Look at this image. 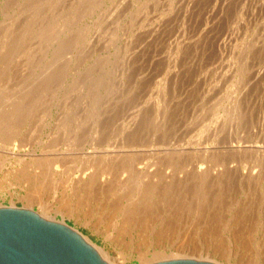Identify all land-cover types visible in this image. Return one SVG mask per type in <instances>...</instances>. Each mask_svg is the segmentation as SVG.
Wrapping results in <instances>:
<instances>
[{"label":"rangeland","instance_id":"374dc122","mask_svg":"<svg viewBox=\"0 0 264 264\" xmlns=\"http://www.w3.org/2000/svg\"><path fill=\"white\" fill-rule=\"evenodd\" d=\"M0 28V207L109 264H264V0H0Z\"/></svg>","mask_w":264,"mask_h":264},{"label":"water","instance_id":"95a60500","mask_svg":"<svg viewBox=\"0 0 264 264\" xmlns=\"http://www.w3.org/2000/svg\"><path fill=\"white\" fill-rule=\"evenodd\" d=\"M0 264H107L65 224L25 208L0 207ZM150 264H212L174 259Z\"/></svg>","mask_w":264,"mask_h":264},{"label":"bare ground","instance_id":"6f19581e","mask_svg":"<svg viewBox=\"0 0 264 264\" xmlns=\"http://www.w3.org/2000/svg\"><path fill=\"white\" fill-rule=\"evenodd\" d=\"M226 2H227V1H226ZM230 2H231V1H230ZM34 4H35V3H34ZM37 4H38V2H37ZM200 6H201V5H200ZM37 9H38V8H37ZM1 10H2V9H1ZM50 11H51V10H50ZM74 12H75V11H74ZM54 13H55V12H54ZM57 13H58V12H57ZM71 14H72V13H71ZM79 14H80V13H79ZM81 14H82V13H81ZM32 15H33V14H32ZM34 15H35V14H34ZM48 15H49V14H48ZM56 16H57V15H56ZM58 17H59V13H58ZM64 17H65V16H64ZM30 18H31V17H30ZM49 18H50V16H49ZM54 18H55V17H54ZM36 19H37V18H36ZM51 19H52V18H51ZM55 20H56V19H55ZM32 21H33V19H32ZM34 21H35V20H34ZM38 21H39V19H38ZM47 21H48V20H47ZM116 21H117V20H116ZM30 22H31V21H30ZM41 22H42V21H41ZM26 23H27V22H25V26H26ZM39 23H40V22H39ZM44 23H45V22H44ZM28 24H29V22H28ZM28 24H27V25H28ZM42 24H43V23H42ZM46 24H47V23H46ZM51 24H53V22H52ZM59 24H60V23H59ZM59 24H58V27H59ZM16 25H17V24H16ZM37 25H38V24H37ZM39 25H40V24H39ZM7 26H8V25H7ZM21 26H22V25L20 24V27H21ZM23 26H24V25H23ZM29 26H30V25H29ZM9 27H10V26H9ZM32 27H33V26H32ZM36 27H37V26H36ZM55 27H56V26H55ZM6 28H7V27H6ZM29 28H30V27H29ZM33 28H35V27H33ZM42 28H43V25H42ZM45 28H46V27H45ZM45 28H44V29H45ZM47 28H48V27H47ZM47 28H46V29H47ZM0 29H1V28H0ZM30 29H31V28H30ZM52 29H53V28H52ZM57 29H58V28H57ZM115 29H116V28H115ZM5 30H7V29H5ZM17 30H18V28H17ZM20 30L22 31V29H20ZM23 30H24V29H23ZM25 30H26V29H25ZM25 30H24V31H25ZM40 30H41V29H40ZM53 30H55V29H53ZM27 31H28V30H27ZM31 31H33V30H31ZM31 31H28V32L31 33ZM37 31H39V30H37ZM57 31H58V30H57ZM60 31H61V30H60ZM2 32L4 33V31H2ZM2 32H1V33H2ZM18 32H19V31H18ZM39 32H40V31H39ZM44 32H45V30H44ZM44 32H43V33H44ZM48 32H50V31L48 30ZM86 32H87V31H86ZM1 33H0V34H1ZM3 33H2V34H3ZM8 33L11 34V33H13V32L10 33V31H9ZM16 33H17V32H16ZM23 33H24V32H23ZM23 33H20V35H22ZM45 33H46V32H45ZM60 33H61V32H60ZM25 34H26V33H25ZM25 34H24V36H25ZM35 34H36V33H35ZM37 34H38V33H37ZM46 34H47V33H46ZM48 34H49V33H48ZM52 34H53L52 37L55 39L54 32H53ZM62 34H63V33H62ZM6 35H7V33H6ZM20 35H18L19 38H21ZM26 35H27V34H26ZM38 35H39V34H38ZM70 35H71V34H70ZM43 36H44V35H43ZM48 36H49V35H48ZM63 36H64V35H63ZM116 36H117V35H116ZM6 37H7V36H6ZM37 37H39V36H37ZM44 37H46V35H45ZM50 37H51V34H50ZM64 37H65V36H64ZM31 38H33V37L31 36ZM47 38H48V37H47ZM66 38H67V37H66ZM69 38H70V37H69ZM77 38H78V37L76 36L75 39L77 40ZM1 39H2V38H1ZM1 39H0V40H1ZM17 39H18V38H17ZM29 39H30V38H29ZM37 39H38V38H37ZM43 39H44V38H43ZM51 39H52V38H51ZM18 40H19V39H18ZM18 40H17V41H18ZM22 40H23V39H22ZM32 40H33V39H32ZM73 40H74V38H73ZM73 40H72V38H71V41H72V42H73ZM199 40H200V39H199ZM3 41H4V40H3ZM20 41H21V39H20ZM51 41H52V40H51ZM59 41H60V40H59ZM71 41H70V42H71ZM13 42H14V41H13ZM15 42H16V41H15ZM22 42H23V41H22ZM48 42H49V41H48ZM63 42H64V41H63ZM66 42H69V41H66ZM66 42H65V43H66ZM70 42H69V43H70ZM26 43H27V42H26ZM74 43H75V41H74ZM17 44H18V43H17ZM44 44H45V43H44ZM58 44H60V43L58 42ZM58 44H57V45H58ZM61 44H62V42H61ZM63 44H64V43H63ZM63 44H62V45H63ZM67 44H68V43H67ZM76 44H77V43H76ZM6 45H7V44H6ZM27 45H29V44H27ZM49 45H50V42H49ZM49 45H48V46H49ZM57 45H55V46H57ZM68 45H69V44H68ZM0 46H2V45H0ZM10 46H11V45H10ZM13 46H14V44H13ZM21 46H22V45H21ZM60 46H61V45H60ZM60 46H59V47H60ZM63 46H64V45H63ZM50 47H51V46H50ZM61 47H62V46H61ZM64 47L66 48V47H68V46H64ZM55 48H58V47H55ZM72 48H73V47H72ZM11 49H12V48H11ZM53 49H54V48H53ZM53 49H52V51L55 52L54 50H56V49H54V50H53ZM62 49H63V48H62ZM62 49H61V52H62ZM68 49H69V48H68ZM184 49H185V48H184ZM2 50H3V49H2ZM46 50H47V49H46ZM58 50H59V49H58ZM66 51H67V50H66ZM1 52H2V51H1ZM20 52H21V51H20ZM26 52H27V51H26ZM53 52H52V53H53ZM61 52H60V53H61ZM124 52H125V51H124ZM3 53H4V52H3ZM21 53H22V52H21ZM56 53H57V51H56ZM63 53H64V52H63ZM1 54H2V53H1ZM53 54H54V53H53ZM53 54H52V55H53ZM123 54H124V53H123ZM21 55H22V54H21ZM28 55H29V54H28ZM57 55H58V53H57ZM61 55H62V54H61ZM4 56L6 57V54H5ZM8 56H9V55H8ZM8 56H7V57H8ZM0 57H1V56H0ZM2 57H3V56H2ZM11 57H12V56H11ZM29 57H31V56H29ZM56 57H57V56H56ZM23 59H24V58H23ZM27 59H28V58H27ZM2 61L5 62L4 59H2ZM8 61H9V59H8ZM8 61H7V62H8ZM29 61H30V60H29ZM10 62H11V61H10ZM18 63H19V62H18ZM104 63H105V62H104ZM112 63H113V62H112ZM2 64H3V63H2ZM16 65H17V64H16ZM5 67H7V65H6ZM24 67H25V66H24ZM116 67H117V66H116ZM9 68H10V67H9ZM18 68H19V67H18ZM64 68L66 69V67H64ZM64 68H63V69H64ZM91 68H92V67H91ZM0 69L3 70L2 68H0ZM5 69H6V68H5ZM10 69H11V68H10ZM51 69H52V68H51ZM56 69H57V68H56ZM100 69H102V68H100ZM6 70H8V69H6ZM8 71H9V70H8ZM22 71H23V70H22ZM60 71H62V70L60 69ZM65 71H66V70H65ZM104 71H105V70H104ZM49 72H50V71H49ZM53 72H54V71H53ZM89 72H90V71H89ZM89 72H88V73H89ZM91 72H93V71H91ZM0 73H1V72H0ZM6 73H7V72H6ZM6 73H5V75H7ZM11 73H12V72H11ZM11 73H10V74H11ZM50 73H51V72H50ZM55 73H56V72H55ZM58 73H59V72H58ZM63 73H64V71H63ZM84 73H85V72H84ZM86 73H87V72H86ZM104 73H105V72H104ZM12 74H13V73H12ZM52 74H53V73H52ZM89 74H90V73H89ZM106 74H108V73H106ZM5 75H4V76H5ZM16 75H18V74H16ZM50 75H51V74H50ZM54 75H55V74H54ZM57 75H58V74H57ZM76 75H77V74H76ZM104 75H105V74H104ZM43 76H44V75H43ZM59 76H60V75L57 76V79H58ZM10 77H11V76H10ZM13 77H14V76H13ZM24 77H25V76H24ZM41 77H42V76H41ZM46 77H47V76H46ZM46 77H45V78H46ZM53 77H54V76H53ZM91 77H92V76H91ZM91 77H90V78H91ZM5 78H6V77H5ZM38 78H39V77H38ZM54 78H55V77H54ZM76 78H78V77H76ZM88 78H89V77H88ZM95 78H96V77H95ZM99 78H100V76H99ZM52 79H53V78H52ZM55 79H56V78H55ZM92 79H93V78H92ZM100 79H102V78H100ZM7 80H8V79H7ZM43 80H44V79H43ZM72 80H73V79H72ZM72 80H71V81H72ZM87 80H88V79H87ZM90 80H91V79H90ZM94 80H95V79H94ZM94 80H93V84H94ZM13 81H14V80H13ZM38 81H39V80H38ZM47 81H48V80H47ZM51 81H52V80H51ZM98 81H99V79H98ZM98 81H96V82H98ZM45 82H46V81H45ZM75 82H76V81H75ZM75 82H74V83H75ZM83 82H85V81H83ZM111 82H112V81H111ZM0 83H1V82H0ZM30 83H31V82H30ZM30 83H29V84H30ZM36 83H37V82H36ZM46 83H47V82H46ZM81 83H82V82H81ZM90 83H91V81H90ZM98 83H99V82H98ZM102 83H103V82H102ZM3 84H4V83H3ZM39 84H41V83H39ZM78 84H79V83H78ZM91 84H92V83H91ZM33 85H34V84H33ZM37 85H38V84H37ZM43 85H44V84H43ZM43 85H42V86H43ZM76 85H77V84H76ZM79 85H80V84H79ZM81 85H82V84H81ZM87 85H90V84H87ZM95 85H96V84H95ZM104 85H105V84H104ZM34 86H35V85H34ZM38 86H39V85H38ZM91 86H92V85H91ZM91 86H89V87H91ZM96 86H98V85H96ZM96 86H95V87H96ZM72 87H74V86H72ZM72 87H71V88H72ZM81 87H83V86H81ZM102 87H103V86H101V88H102ZM1 88H2V87H1ZM3 88H4V87H3ZM3 88H2V89H3ZM51 88H52V87H51ZM76 88H77V87H76ZM86 88H87V86H86ZM92 88H93V87H92ZM8 89H10V88H8ZM37 89H39V88H37ZM42 89H43V88H42ZM45 89H46V88H44V90H45ZM73 89H74V88H73ZM105 89H106V88H105ZM107 89H108V88H107ZM30 90H31V89H30ZM30 90H29V91H30ZM32 90H33V89H32ZM32 90H31V92H32ZM50 90H52V89H50ZM68 90H69V89H68ZM68 90H67V91H68ZM79 90H80V89H79ZM79 90H78V88H77V89L74 90V91H79ZM88 90H89V89H88ZM92 90H93V89H91V91H92ZM95 90H96V89H95ZM3 91H4V90H3ZM10 91H11V90H10ZM36 91H37V90H36ZM71 91H73V90H71ZM71 91H69V92H71ZM5 92L7 93V90H6ZM24 92H25V91H24ZM31 92H30V93H31ZM89 92H90V91H89ZM9 93H10V92H9ZM12 93H13V92H11V94H12ZM26 93H27V92H26ZM28 93H29V92H28ZM63 93H64V92H63ZM63 93H62V95H63ZM96 93H97V92H96ZM0 94H1V93H0ZM21 94H22V93H21ZM46 94H47V93H46ZM68 94H69V93H68ZM71 94H72V93H71ZM78 94H79V93H78ZM86 94H87V93H86ZM13 95H14V94H13ZM32 95H34V93H33ZM36 95H37V94H36ZM64 95H65V94H64ZM94 95H95V93H94ZM99 95H100V94H99ZM104 95H105V93H104ZM6 96H7V95H6ZM11 96H12V95H11ZM27 96H28V95H27ZM30 96H31V95H30ZM83 96H84V95H83ZM86 96H87V95H86ZM95 96H96V95H95ZM97 96H98V95H97ZM100 96H101V95H100ZM44 97H45V96H44ZM16 98H17V97H16ZM28 98H29V97H28ZM41 98H42V97H41ZM41 98H40V99H41ZM84 98H85V97H84ZM0 99H3V97L0 98ZM14 99H15V97H14ZM36 99H37V98H36ZM42 99H43V98H42ZM91 99H92V98H91ZM91 99H90V100H91ZM8 100H9V99H8ZM27 100H28V99H27ZM29 100H30V99H29ZM34 100H35V99H34ZM48 100H49V98H48ZM86 100H87V99H86ZM9 101H12V100H9ZM17 101H18V100H17ZM30 101H31V100H30ZM39 101H40V100H39ZM97 101H98V100H97ZM229 101H230V100H229ZM3 102H4V101H3ZM13 102H16V101H13ZM21 102H22V101H21ZM26 102H27V101H26ZM28 102H29V101H28ZM83 102H84V101H83ZM1 103H2V101H1ZM4 103H5V102H4ZM9 103H10V102H8L7 104L9 105ZM31 103H32V102H31ZM7 104H6V105H7ZM13 104H15V103H13ZM13 104H11V105H13ZM22 104H23V103H22ZM32 104H33V103H32ZM90 104H91V103H90ZM159 104H160V103H159ZM4 105H5V104H4ZM6 105H5V106H6ZM42 105H43V104H42ZM56 105H57V104H56ZM91 105H92V104H91ZM5 106H4V107H5ZM16 106H17V105H16ZM27 106H28V104H27ZM44 106H45V104H44ZM48 106H50V105H48ZM54 106H55V105H54ZM89 106H90V105H89ZM89 106H88V107H89ZM0 107H2V106H0ZM6 107H7V106H6ZM13 107H14V106H13ZM19 107H20V106H19ZM19 107H18V108H19ZM28 107H29V106H28ZM34 107H35V106H34ZM46 107H47V106H46ZM16 108H17V107H16ZM21 108H22V107H21ZM90 108H91V107H90ZM90 108H89V109H90ZM236 108H237V107H236ZM8 109H10V108H8ZM11 109H12V108H11ZM22 109H23V108H22ZM27 109H28V108H27ZM1 110H2V109H1ZM12 110L14 111V109H12ZM15 110H16V109H15ZM19 110H21V109H19ZM25 110H26V109H25ZM31 110H32V109H31ZM93 110H94V109H93ZM21 111H23V110H21ZM33 111H34V110H33ZM66 111H67V110H66ZM237 111H238V109H237ZM3 112H4V111H3ZM6 112H7V111H6ZM18 112H19V111H18ZM7 113H8V115H9L10 112H7ZM156 113H157V112H156ZM3 114H5V113H3ZM21 114H22V112H21ZM29 114H30V113H29ZM0 115H1V114H0ZM6 115H7V114H6ZM24 115H25V114H24ZM90 115H91V114H90ZM2 116H3V115H2ZM11 116H12V115H11ZM18 116H19V113H18ZM33 116H34V115H33ZM0 117H1V116H0ZM3 117H4V116H3ZM6 117H7V116H6ZM21 117H22V116H21ZM23 117H24V116H23ZM10 118H11V117H10ZM10 118H9V119H10ZM91 118H92V117H91ZM16 120H17V117H16ZM19 120H20V119H19ZM62 120H63V119H62ZM64 120H65V119H64ZM1 121H2V120H1ZM11 121H12V120H11ZM59 121H60V120H59ZM7 122H8V121H7ZM13 122H14V119H13ZM63 122H64V121H63ZM63 122H62V123H63ZM14 123H15V122H14ZM14 123H13V124H14ZM62 123H61V126H62ZM79 123H80V122H79ZM81 123H82V122H81ZM83 123H84V121H83ZM6 124H7V123H6ZM8 124H9V123H8ZM15 125H16V124H15ZM64 125H65V124H64ZM64 125H63V127H64ZM66 125H67V124H66ZM17 127H19V126H17ZM55 127H56V126H55ZM2 129H3V128H2ZM7 129H9V128H7ZM3 130H5V129H3ZM13 132H14V130H13ZM201 132H202V131H201ZM4 133H5V132H4ZM6 133H8V132H6ZM11 133H12V132H11ZM13 134H14V133H13ZM15 134H16V133H15ZM70 137H71V136H70ZM72 137H73V136H72ZM0 139H1V138H0ZM2 139H3V138H2ZM58 139H59V138H58ZM66 139H67V138H66ZM56 140H57V139H56ZM8 141H9V140H8ZM52 142H53V141H52ZM56 143H57V142H56ZM55 145H56V144H55ZM230 148H231L230 150H241V149L243 150L244 147H240V146H230ZM257 149H259V151L261 150V152L264 150L263 147H258V148H256L255 150H257ZM203 151H204V150H203ZM188 152H189V151H188ZM237 152H238V151H237ZM263 152H264V151H263ZM176 156H177V155H176ZM218 158H219V157H218ZM116 159H117V158H116ZM220 159H221V158H220ZM108 161H109V160H108ZM164 162H165V161H164ZM215 162H216V159H215ZM107 165H108V164H107ZM169 165H170V164H169ZM103 167H105V166H103ZM221 167H222V166H221ZM210 170H211V169H209V171H210ZM215 170H216V169H215ZM105 171H106V170H105ZM110 171H111V170H110ZM151 171H152V170H151ZM151 171L148 170V171H147L146 173H144V174L138 173V174H140V175H138V177H140L141 179L144 178L145 181H146L145 183H148V182H150V181H153L154 173H156V172L153 173V172H151ZM193 171H194V170H193ZM209 171H208V172H209ZM194 172H195V175L198 176V177L207 174L205 168H204V167H200V166H199L198 169H196ZM194 172H193V173H194ZM212 172H213V171H212ZM212 172H211V174L213 175L214 172H213V173H212ZM216 172H217V170H216ZM221 172H222V170H221ZM205 173H206V174H205ZM217 173H218V172H217ZM219 173H220V172H219ZM226 173H227V172H226ZM220 174H221V173H220ZM86 175H87V174H86ZM86 175H85V176H82L81 179L84 180V178L86 177ZM212 175H211V176H212ZM179 176H180V175H179ZM182 176H184V175H182ZM206 176H207V175H206ZM217 176H218V175H217ZM136 177H137V176H136ZM138 177H137V178H138ZM155 177H156V176H155ZM193 177H195V176L193 175ZM198 177H197V178H198ZM203 177H204V176H203ZM203 177H202V178H203ZM207 177H209V176H207ZM212 177L214 178L215 176H212ZM212 177H209V178H212ZM219 177H220V176H219ZM156 178H157V177H156ZM180 178H181V177H180ZM184 178H185V177H184ZM195 178H196V177H195ZM195 178H194V179H195ZM197 178H196V179H197ZM199 178H200V177H199ZM81 179H80V180H81ZM92 180H93V179H92ZM178 180H179V179H178ZM198 180H199V179H198ZM203 180L205 181L206 179H203ZM89 181H90V179L88 180V182H89ZM179 181H181V180H179ZM179 181H177V182H179ZM195 181H196V180H195ZM54 182H55V181H54ZM79 182H80V181H79ZM132 182H134V181H132ZM142 182L144 183V181H142ZM167 182H168V181H167ZM181 182H182V181H181ZM217 182H218V181H217ZM43 183H45V181H44ZM47 183H48V182H47ZM50 183H51V182H50ZM84 183H85V182H84ZM86 183H87V182H86ZM136 183H137V182H136ZM171 183H172V182H171ZM55 184H56V183H55ZM57 184H58V183H57ZM78 184H79V183H78ZM89 184H90V182H89ZM166 184H167V183H166ZM199 184H201V183L199 182ZM38 185H39V184H38ZM86 185H87V184H86ZM96 185H97V183H96ZM98 185H99V184H98ZM147 185H148V184H147ZM171 185H172V184H171ZM202 185H203V184H202ZM45 186H47V185H45ZM83 186H84V184H83ZM104 186H105V185H104ZM122 186L124 187L123 184H122ZM148 186H149V185H148ZM163 186H164V185H163ZM173 186H174V185H173ZM35 187H36V186H35ZM58 187H59V185H58ZM86 187H87V186H86ZM167 187H168V185H167ZM170 187H171V186H170ZM199 187H200V186H199ZM32 188H33V187H32ZM39 188L41 189V187H39ZM45 188H46V187H45ZM48 188H49V187H48ZM55 188H56V187H55ZM65 188H66V187H65ZM87 188H88V189H86V190H89V187H87ZM90 188H91V187H90ZM150 188H151V186H150ZM175 188H176V187H175ZM206 188H207V187H206ZM36 189H37V188H36ZM43 189H44V188H43ZM83 189H84V188H83ZM83 189H82V187H81V190H83ZM147 189H148V188H147ZM197 189H198V188H197ZM65 190H66V189H65ZM156 190H157V189H156ZM62 191H63V190H62ZM79 191H80V190H79ZM147 191H148V190H147ZM168 191H169V189H168ZM111 192H112V191H111ZM143 192H144V191H142V193H143ZM152 192H153V191H152ZM154 192H155V191H154ZM195 192H196V191H195ZM34 193H35V192H34ZM123 193H124V192H123ZM142 193H141V194H142ZM54 194H55V193H54ZM136 194H137V193H136ZM75 195H76V194H75ZM137 195H138V194H137ZM137 195H136V196H137ZM144 195H145V194H144ZM195 195H196V194H195ZM32 196H33V194H32ZM35 196H36V195H35ZM37 196H38V195H37ZM122 196H123V195H122ZM130 196H131V195H130ZM200 196H201V195H200ZM83 197H84V196H83ZM139 197H140V196H139ZM34 198H35V197H34ZM126 198H127V197H126ZM136 198H138V197H136ZM199 198H200V197H199ZM201 198H202V197H201ZM81 199H82V198H81ZM132 199H133V198H132ZM128 200H129V199H128ZM130 200H131V199H130ZM130 200H129V201H130ZM133 200H135V199H133ZM126 201H127V200H126ZM135 201H136V200H135ZM85 202H86V201H85ZM85 202H84V204H85ZM132 202H134V201H132ZM132 202H131V203H132ZM136 202H137V201H136ZM142 202H143V201H142ZM128 203H129V202H128ZM126 204H127V203H126ZM133 204H135V203H133ZM127 206H128V205H127ZM67 207H68V206H67ZM137 208H138V207H137ZM25 209H27V208H25ZM43 209H44V208H43ZM135 209H136V208H135ZM145 209H146V208H145ZM141 211H142V210H141ZM135 212H136V211H135ZM130 213H131V211H130ZM36 214H37L38 216H40L41 218H43V217H42L41 215H39L38 213H36ZM125 214H126V213H125ZM128 215H129V214H128ZM132 215H133V214H132ZM43 219H45V218H43ZM126 219H127V218H126ZM46 220H48V219H46ZM129 220H130V219H129ZM131 220H132V219H131ZM51 221H52V220H51ZM55 222H57V221H55ZM58 223H60V222H58ZM60 224H63V223H60ZM123 227H124V226H123ZM124 228H125V227H124ZM124 228H123V229H124ZM71 229H72V228H71ZM72 230H74V229H72ZM74 231H75V230H74ZM122 231H123V230H122ZM165 231H166V230H165ZM75 232H77V231H75ZM77 233L81 236V238H82L86 243H88V244H89V245H90V246L96 251V253L98 254V256L100 257V259H101L102 261H104L105 263L109 264V263L107 262V261H108V258H107V256L102 252V249H101V248H96V246H94V244H92V242H90L88 238L84 237V236L81 235L79 232H77ZM161 233H162V232H161ZM165 235H166V234H165ZM178 259H193V258H178ZM169 260H174V259H169ZM193 260H196V261H207V262H210V263H212V264H215L214 262H211V261H208V260H197V259H193ZM163 261H164V260H163Z\"/></svg>","mask_w":264,"mask_h":264}]
</instances>
